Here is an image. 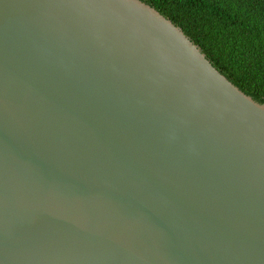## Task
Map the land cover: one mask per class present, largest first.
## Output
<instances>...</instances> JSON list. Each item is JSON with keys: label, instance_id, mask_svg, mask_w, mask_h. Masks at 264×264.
Returning <instances> with one entry per match:
<instances>
[{"label": "water", "instance_id": "obj_1", "mask_svg": "<svg viewBox=\"0 0 264 264\" xmlns=\"http://www.w3.org/2000/svg\"><path fill=\"white\" fill-rule=\"evenodd\" d=\"M0 264H264V103L142 0H0Z\"/></svg>", "mask_w": 264, "mask_h": 264}, {"label": "trees", "instance_id": "obj_2", "mask_svg": "<svg viewBox=\"0 0 264 264\" xmlns=\"http://www.w3.org/2000/svg\"><path fill=\"white\" fill-rule=\"evenodd\" d=\"M169 18L225 77L264 103V0H142Z\"/></svg>", "mask_w": 264, "mask_h": 264}]
</instances>
